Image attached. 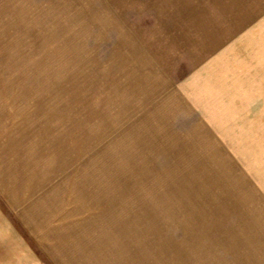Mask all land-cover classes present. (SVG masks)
I'll use <instances>...</instances> for the list:
<instances>
[{
  "label": "rangeland",
  "instance_id": "374dc122",
  "mask_svg": "<svg viewBox=\"0 0 264 264\" xmlns=\"http://www.w3.org/2000/svg\"><path fill=\"white\" fill-rule=\"evenodd\" d=\"M4 264H264V0H0Z\"/></svg>",
  "mask_w": 264,
  "mask_h": 264
},
{
  "label": "crops",
  "instance_id": "0c3cea01",
  "mask_svg": "<svg viewBox=\"0 0 264 264\" xmlns=\"http://www.w3.org/2000/svg\"><path fill=\"white\" fill-rule=\"evenodd\" d=\"M3 262H6L2 259V255H0V264H4Z\"/></svg>",
  "mask_w": 264,
  "mask_h": 264
}]
</instances>
